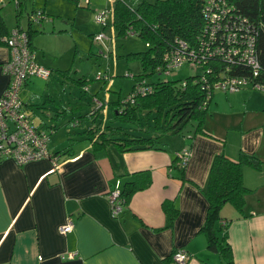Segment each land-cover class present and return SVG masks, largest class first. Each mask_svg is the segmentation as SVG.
Listing matches in <instances>:
<instances>
[{
	"label": "crops",
	"instance_id": "crops-1",
	"mask_svg": "<svg viewBox=\"0 0 264 264\" xmlns=\"http://www.w3.org/2000/svg\"><path fill=\"white\" fill-rule=\"evenodd\" d=\"M18 8L19 18L23 14ZM39 10L46 13L45 8H34L27 14L26 29L31 26L40 31L30 40L33 52L37 46L43 48L39 39L42 35H71L76 28L63 16L66 14L60 13L53 14L51 22L46 17L32 23L29 16ZM112 31L115 35V28ZM95 34H90L93 40ZM34 53L37 62L50 69L49 78L54 70L63 76L72 71V64L67 69L53 68L49 62L42 64L38 52ZM77 54L74 51L73 56ZM8 59L7 47L0 45V95L9 82L1 69ZM77 71L73 70L72 77ZM82 89L88 90L87 85ZM217 92L206 112V134L196 133L194 128L185 140L191 157L183 167L178 165L181 159L177 153L185 148H175L174 152L167 144L166 149L132 150H122L116 144L94 146L101 124L96 125L94 120L88 129L95 128L93 136L85 133L82 123L87 122L82 120L76 130H68L72 127L71 108L61 115L66 139L48 144L49 152L57 155L55 165L46 158L23 165L9 157L2 159L0 264H172L171 256L177 250L188 251L191 264H223V257L209 246V234L202 231L209 207L203 190L216 155L239 161L243 153L261 162L259 167L243 164V180L250 189L244 209L226 203L213 227L217 231L223 221L229 223L234 264H264V94L250 88ZM93 95L97 93L92 94L94 103ZM107 104L102 108L106 115L103 124L114 114L115 102ZM129 181L145 188L135 192L120 215L114 217L110 192ZM68 220L73 221V228L62 234L60 226ZM68 253L73 256L66 257Z\"/></svg>",
	"mask_w": 264,
	"mask_h": 264
},
{
	"label": "trees",
	"instance_id": "trees-1",
	"mask_svg": "<svg viewBox=\"0 0 264 264\" xmlns=\"http://www.w3.org/2000/svg\"><path fill=\"white\" fill-rule=\"evenodd\" d=\"M19 3L18 0L17 7ZM2 7L0 6V45H4L2 38L9 33L1 14ZM217 10L219 13L223 12L224 22L221 31L212 32L209 21ZM113 15L112 25L119 36H126L127 31L134 30L135 35L140 36L148 45L146 51L129 54L130 58L141 60L143 70L140 75L146 79L155 74L161 75L158 67L169 63L177 55V50L182 49V44L187 46L188 51H198L202 48L204 39L214 41V49L222 43L224 49L228 50L239 45L241 39L251 34L257 37L256 47L262 68L258 79L264 81V0H120L114 6ZM26 30L29 40L40 32L31 26ZM199 66L202 67L200 73L185 79L150 81L153 84L151 93L137 96L133 103L115 102L112 118L114 121L127 120L140 125L137 122L139 112L148 110L149 117L155 111L156 135L148 132L142 135L127 133L119 127L122 133L117 136L114 127L106 126L101 129L98 140L93 145L98 147L116 144L122 150L166 149V143H162L161 138L182 132L191 121L196 122V133L206 134L203 126L207 108L203 106L205 93L201 79L205 77L213 84L223 76H252L253 71L246 64L230 61L220 54ZM77 82L81 87L87 85L82 80ZM135 87L136 84L132 92ZM125 106L127 107L123 109ZM246 162L255 167H259L261 163L256 157L245 153L239 161H233L225 154L216 155L208 184L203 190L209 207L202 231L209 234V246L223 257V264H234L233 250L228 241L229 223L225 221L217 231L213 226L220 220V211L226 203H231L243 211L246 196L250 191L243 180V164ZM143 188L145 187H139L136 181L126 182L120 191L125 206L129 204L135 192ZM164 207L167 209L166 204Z\"/></svg>",
	"mask_w": 264,
	"mask_h": 264
},
{
	"label": "rangeland",
	"instance_id": "rangeland-1",
	"mask_svg": "<svg viewBox=\"0 0 264 264\" xmlns=\"http://www.w3.org/2000/svg\"><path fill=\"white\" fill-rule=\"evenodd\" d=\"M19 2L18 12L20 15L23 14L19 18L16 15L15 0L5 2L1 11L9 30H12L15 26H22L23 29H26L27 14L34 8H45L46 13H44L45 17L43 19L47 17L50 22L54 19L53 14H66L63 16L70 18L74 27H76L72 29L71 35H42L39 39L43 44V48L37 46V49L36 47V50L34 49V52L37 51V55L44 61L40 59L42 64L49 62L50 66L58 69H67L72 64V71H68L69 77L68 75H61V72L59 73L57 70H54L55 74L48 80L32 77L28 81L27 87H23L19 93L20 99L32 108L26 110H28L33 122L48 131V144L52 141L61 143L66 139L67 129L62 126L65 119H62L61 115L66 113V109L70 108L72 109V118L70 119L72 127H69L68 130L70 128L76 130L75 127L82 120L81 122H87V124L82 123L85 125V133L88 132L93 136L95 128H92L93 130L90 132L88 129L96 120L95 124H101L102 129L106 126L114 127V133L117 136H121L120 133H122L119 127H122L127 133H140L142 135L148 132L156 135L155 111L149 117H147V113L150 111L139 112L137 122L140 125L127 120L126 122L119 119L114 121L110 115L108 116L110 119L103 124L102 120L106 115L102 110L105 108H97L91 100L92 94L97 93V96L106 104L108 103V106H112L109 104L110 101L122 103L129 98L135 84L146 80L145 76L140 75L143 70L141 60L129 57L130 53L148 50V45L140 36H119L118 32L113 35L111 27H108L106 31L109 38L95 41L90 35L101 29L95 20L98 13L108 11L107 21L109 24L112 23V11H109V9L114 8L115 2L113 3L112 0H19ZM47 25L51 26V23ZM75 47H77L76 50ZM74 51L78 53L76 56H73ZM36 61H38L37 58ZM77 69V75L72 77L73 70ZM201 70L202 67L196 64L192 65L189 62L180 66L170 75L155 74L147 80H181L200 73ZM99 74L105 77L98 78ZM81 75H84V78H81ZM77 80L84 81L88 90L82 89L84 87H81ZM244 88L261 91L251 86H244ZM217 91L223 92L222 90H216V93H218ZM261 93L264 94V91H261ZM126 107H123V109ZM79 109L81 113L78 112ZM99 111L101 112L98 113ZM55 114H58V117H55ZM96 118H99V120ZM53 125H55V129L51 128ZM195 126L196 122L191 121L184 127L182 132L165 135L160 141L166 143L174 152L175 148L179 151L185 148V140L190 136ZM87 142H91V140L88 139ZM51 155L54 156L55 154Z\"/></svg>",
	"mask_w": 264,
	"mask_h": 264
},
{
	"label": "built area",
	"instance_id": "built-area-1",
	"mask_svg": "<svg viewBox=\"0 0 264 264\" xmlns=\"http://www.w3.org/2000/svg\"><path fill=\"white\" fill-rule=\"evenodd\" d=\"M12 0H0V6L5 2ZM113 3L120 0H112ZM18 0H15L17 4ZM115 6V4H114ZM112 11V22L114 8ZM217 10L211 15L209 21L212 32L221 31L223 12ZM108 11L98 13L96 22L100 25L101 30L95 36V41L109 38L106 33L108 27H113L112 23L107 21ZM45 17L44 13L39 10L32 13L29 19L32 23H40ZM134 30L127 31V35H135ZM227 39H229L227 37ZM5 46L9 51V59L2 65L3 73L8 77L7 87L0 95V162L4 158L13 159L18 165H23L40 159H49L54 165L57 162V155L52 156L48 149V131L39 128L33 121L26 110L24 102L20 99L19 93L25 82L37 77L48 79L51 71L47 67L40 65L35 59V53L31 49L29 35L26 29L13 28L7 35L2 38ZM243 40V41H242ZM214 41L202 40V48L198 51L187 50V46L182 44V49L177 50V55L165 66L158 67L160 74H171L174 70L185 64V61L191 62L192 65H201L208 62L212 57L220 54L225 59L237 61L249 66L253 73L252 76H223L218 78L213 84L209 83L207 78L203 77L202 88L205 93L203 106L208 109L209 103L216 90H222L225 93H233L241 90L244 86H251L256 90L264 91V81L258 79L262 72L261 63L256 47L257 37L249 34L245 39H241L240 44L231 49H224L222 43L215 49L212 48ZM184 52V54H183ZM102 74L98 78H104ZM153 84L149 80H143L136 84L135 89L126 101L134 102L137 96L151 93ZM97 108L106 106V103L97 95L93 97ZM104 102V106H103ZM181 159L178 165L185 166L191 157L189 148L183 149L177 153ZM120 189H114L110 192L109 199L112 205V214L117 217L125 206V200L120 196ZM225 223V221H223ZM73 228V221L68 220L60 226V232L65 234ZM73 253H68L66 257L71 258ZM172 264H191V254L186 250H177L173 252Z\"/></svg>",
	"mask_w": 264,
	"mask_h": 264
}]
</instances>
